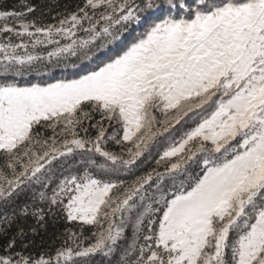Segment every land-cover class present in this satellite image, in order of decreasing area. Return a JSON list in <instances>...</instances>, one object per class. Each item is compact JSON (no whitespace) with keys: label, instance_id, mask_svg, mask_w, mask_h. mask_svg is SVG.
<instances>
[{"label":"snow or ice","instance_id":"obj_1","mask_svg":"<svg viewBox=\"0 0 264 264\" xmlns=\"http://www.w3.org/2000/svg\"><path fill=\"white\" fill-rule=\"evenodd\" d=\"M0 264H264V0H0Z\"/></svg>","mask_w":264,"mask_h":264},{"label":"trees","instance_id":"obj_2","mask_svg":"<svg viewBox=\"0 0 264 264\" xmlns=\"http://www.w3.org/2000/svg\"><path fill=\"white\" fill-rule=\"evenodd\" d=\"M5 2L8 3L9 5H11V4L15 3L16 0H5ZM35 2L39 3L40 0H35ZM63 2H64V0H61V3H63ZM62 68H63V67L57 68V67H51V66H50V67H49V70H47V71L41 69L40 72H38V73H34V74L30 75L29 77H27V78H26V81H27V82H30V81H32L35 77H37V76L40 77V76L44 75L46 72L60 71V69H62ZM154 155H155V151H154V153H153V156H154ZM147 160H148V157H145V161H147ZM145 161H141V170H145L144 167H143ZM148 166H151V165L149 164ZM63 227H64V224H63V223H61L60 225H58L56 229H53L52 227H50V228H49V235H51V233H52L54 230H62ZM46 238H47V237H46Z\"/></svg>","mask_w":264,"mask_h":264}]
</instances>
